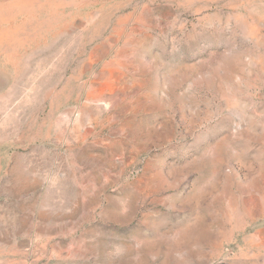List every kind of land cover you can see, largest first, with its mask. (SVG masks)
I'll list each match as a JSON object with an SVG mask.
<instances>
[{
  "label": "rangeland",
  "instance_id": "1",
  "mask_svg": "<svg viewBox=\"0 0 264 264\" xmlns=\"http://www.w3.org/2000/svg\"><path fill=\"white\" fill-rule=\"evenodd\" d=\"M0 264H264V0H0Z\"/></svg>",
  "mask_w": 264,
  "mask_h": 264
}]
</instances>
